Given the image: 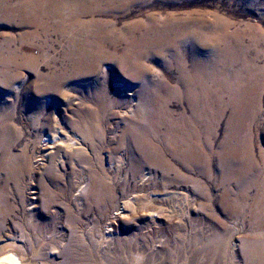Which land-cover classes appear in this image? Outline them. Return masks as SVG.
<instances>
[{"label": "rangeland", "instance_id": "374dc122", "mask_svg": "<svg viewBox=\"0 0 264 264\" xmlns=\"http://www.w3.org/2000/svg\"><path fill=\"white\" fill-rule=\"evenodd\" d=\"M8 1L11 6H14L19 0ZM2 3L0 2V5ZM112 14H105L108 16L106 18L118 21L119 27L129 21L145 20L146 16L151 15L161 21H165L168 16L185 17L192 15L204 17L211 23L217 17H221V19L229 22L232 27L227 32H231L230 35L237 36L238 34L241 37L242 40L238 44L240 49L249 47L252 49L251 54H249L250 57H245V60L246 58L249 60L254 58L257 50H260L263 54L262 57H264V0H122L118 10L114 15ZM16 23L17 21L14 24L10 23L0 13V119L12 116V125L17 134L21 136L14 153L20 154L26 150L31 163L34 162L35 158L40 160L42 158L39 157L40 142L48 133L54 135L57 132L64 133L67 131L69 135L82 137L84 142L79 141V145L82 143L81 147L76 145L80 149H76V147L70 149L59 143L58 148L51 150L55 154L52 164L49 165L47 161L43 162L45 160L39 161L43 165L33 174V177L27 172L19 177L11 174L4 165H1L3 162L0 158V242L9 241L10 243L12 241L15 243L10 244L2 252L4 257L0 258V264H33V262L34 264H44L50 261V263L53 261L55 264H61L63 257L59 259L60 252L67 249V245L73 238L80 242L76 249L86 245L88 247V232L94 229L96 236L104 234L106 225L117 231L120 229L121 235L143 247L145 253L148 254L146 256L155 258L159 264H264V77L256 81L260 86L259 92L256 89L259 86L254 82L252 89L255 90H252L251 93L252 95L254 92V95H250V101L243 99L242 102L239 99V107L233 105L232 98H228L231 97L230 91L225 89L224 92L222 90L224 95L221 94V105L223 107L220 111L223 113L219 112V122L217 121L216 130L213 132V136L214 134L217 136L213 137L211 132L204 135V139L207 137L206 140L209 142L207 145V149L208 147L209 149L206 151L207 157L204 160V165H200L197 168L198 171H187L188 167L176 163L175 159L168 154L164 155L163 158H158L159 160L151 159L149 165H143L139 161L142 154L138 152L137 147L147 146L149 154L154 155L156 152L153 146L151 147L149 144L156 143V138L151 133V136L141 140L137 139L139 141L136 140L134 144L128 143L133 137L129 135L130 132L134 130L143 131L148 127L145 117V115L147 116V108L143 102L144 99L142 98V104L133 110L131 105L136 103V98L134 101L133 99L129 100V103L123 98L117 104L118 106L115 105L109 111L102 112L103 122L97 120L90 115V111L97 109L96 104L86 101L85 98L89 94L88 87L91 84L101 83V79L89 76L76 77L61 89L62 95H59L55 90H50L47 88V82L53 83L52 76H54L56 69L58 70L57 65L54 66L50 63V58L57 57L58 48L61 44L64 48L68 47L64 37H61L57 30H49L47 33H43L33 27H19ZM54 24H57V21ZM232 29L234 30L232 31ZM235 30L237 31L235 32ZM243 41H246L247 44ZM249 43L250 45H248ZM217 47L219 48L218 45ZM30 48L31 52L38 58L36 68L24 67L18 70L12 66L6 70L3 67L7 49L14 52H25ZM221 48L219 49L220 52L210 49H204L201 52L205 56L209 54V57L215 52L214 55L217 57L218 53H224L223 46ZM235 53L240 55L239 57L244 56L241 51ZM43 54L45 56H42ZM10 57H12L11 59L16 57L17 61L20 60L19 54H10L8 58ZM257 63V65L264 67L263 58ZM150 65L154 80L159 82L168 77L163 68L155 63ZM240 67L243 65L238 64L235 68L241 71L245 70L244 67V69ZM106 68L109 66L106 65ZM224 81L221 83V87L231 86V81ZM135 85L138 84H128L126 91L134 90ZM241 85L246 87L247 83L242 81ZM225 101L227 105L231 106H227ZM250 105L252 106L250 107ZM176 106L177 104L173 103L171 108L176 111L178 110V106ZM234 108L237 109V112L234 111ZM140 110L142 111L140 112ZM239 111L242 114L246 113L245 116L247 117H244L243 114V118L247 119L246 121L244 119L235 120L236 113H240ZM251 111H253V116ZM126 112L128 113L126 114ZM222 116L224 117L222 118ZM81 122H89L96 126L90 130V127H87L85 123L82 125ZM241 126L242 128H239ZM228 128L230 130H227ZM87 130L91 136H88ZM232 137L236 139L233 140ZM148 138H152V140ZM158 139L162 141L161 137ZM129 145L136 146L132 148H137V154H131ZM235 145L236 148H234ZM78 150L81 152L77 153ZM209 151L216 152L217 157L211 158ZM238 152L239 156L237 157ZM249 154L251 155L249 156ZM110 155H113L114 158L121 157V160H125L123 166L126 167H122L119 172L108 171ZM134 155L139 160L134 162L132 160ZM205 162H209L210 165ZM172 164L181 171L179 176L167 171V168L171 167ZM81 165L87 170L89 169V172L101 169L100 172L107 174L108 171L107 176L113 179L111 184L108 181L110 186L107 185L106 188L113 195L111 200H107L103 205L98 206L92 200L93 196L89 199L84 196L85 202L76 199L78 192H75V187L83 177ZM132 170L134 172H131ZM163 170L164 173H162ZM145 171H150L153 175L152 179L145 182L147 186L142 184L139 177L144 175ZM104 174L102 176L106 177ZM51 176L52 178L56 177L52 179ZM114 184L116 186H113ZM29 185H34L33 187L42 191L44 200L42 206L34 199L35 195L30 194ZM142 186L146 187V191H140L141 188L144 189ZM148 191L157 194L156 196L165 193H182L187 196L189 205L181 200H171L168 209L170 217L163 215L164 217L156 220L157 224H154L152 228L146 221V217H137L138 219L135 218L130 221L118 218L117 221H114L112 213L116 214L115 210L121 212L122 201L125 198L151 193ZM46 193H50V196L47 197ZM162 204H156L154 207H162ZM181 204L183 206L179 207ZM40 233H43V237H39L41 239L26 240V234L33 236V234L39 235ZM163 238L166 240L164 246L158 243ZM43 239L45 241H42ZM51 241L59 248L46 253V249L52 244ZM123 248L125 249L122 247L121 250ZM80 251L82 250L72 251V258H78ZM83 251L90 257V250L85 248ZM112 255V252L109 251V257H113ZM10 260L12 261L10 262Z\"/></svg>", "mask_w": 264, "mask_h": 264}, {"label": "bare ground", "instance_id": "6f19581e", "mask_svg": "<svg viewBox=\"0 0 264 264\" xmlns=\"http://www.w3.org/2000/svg\"><path fill=\"white\" fill-rule=\"evenodd\" d=\"M0 2H3L0 5V13L5 16L10 23L14 24V22L17 21L16 24L19 27H33L41 30L43 33H47L49 30H57L60 36L64 37L65 43L68 45V47L64 48L61 44L60 48H58L57 57L54 56L50 58V63L54 66L57 65L58 70L56 69L54 76H52L53 83L47 82V88H49L50 90H55L59 95H62L61 89L65 87V85H67L69 82H72L76 77H98V79H101L102 82L96 85L91 84L88 87L89 94L86 96L85 100L91 101L93 102V104H96L97 109L90 111V115L99 121H102V112H107L111 108H114L113 106L121 102V99L123 98H125L126 102L132 99L134 101V99L136 98V103L131 105L132 108L129 107L133 110H135L139 106V104H142L141 99H144L143 102H145V107L147 108V116L145 115L147 120H145L147 122L146 124H148V127H146V130L143 129V131H136L134 130V128V131L129 133V135L133 137H131L132 140H129L128 143L134 144L137 139H144L151 133L156 138V143H148L151 147L153 146L156 152L154 155L149 154L147 146L137 147L138 152H141L140 154H142L140 155L141 158L139 160L134 155L132 160L134 162L136 160H139L141 164L143 163V165H149L151 159L154 158L159 160L158 158H163L164 155L168 154L175 159L176 163H180L181 165L183 164L188 167L189 169L187 171L191 172L197 170V168H199V166L204 163V160L207 157L206 151L209 149V147L207 149V145L209 142L208 140H206L207 137L206 139H204V135H207V133L211 132L213 136V132L214 130H216L215 127L217 126V121L223 107L221 105V94L224 95L222 92L225 89L229 90L231 97L228 98H232V100H230L233 102V105L235 104L239 107V99L242 102L243 99L244 101L245 99L247 101H250L251 98L249 97L252 93V90H255L252 89V85H254L253 83L256 82L257 79L259 80V78L262 79L264 77V67H262V65H257V62H259L261 58L264 59V57H262L263 54L260 52V50L258 51L256 49L257 52L254 54L255 57H251V60L247 58L245 60V57H250L249 54H251L252 49L250 47L240 49L238 44L241 42L240 40H242L241 37L238 36V34L237 36L230 35L229 33L231 32L228 33L227 31H229L228 29L232 27L229 22L221 19V17H217L215 21L211 23L204 17H195L192 15H188L185 17L168 16L165 21H161L157 17L151 15L149 17L146 16L145 20L131 22L129 21L127 23H123L122 21V27H119L118 21L106 18L108 16H106L105 14L113 13L112 15H114L118 10L122 0H19L14 6H11L8 0H0ZM55 21H57V24H54ZM233 30L234 29H232V31ZM236 31L237 30H235V32ZM256 34L253 35L257 36ZM217 45L219 46V48L217 47ZM248 45H250V43ZM222 46L224 48V53H218L217 57L214 55L215 52L214 54H211L210 57L208 56L209 54L205 56L201 52L204 49L219 51ZM236 51H241L244 56L242 55L243 57H239L240 55L238 56L235 53ZM10 54H19L20 60L18 59L17 61L16 57H14L15 61L14 59H11L12 57L8 58ZM42 56L45 55L43 54ZM5 58V61L3 60L4 63L1 64L6 70H9L12 66H15V68H17L18 70L24 67L33 69L36 68L35 65H37L38 62V58L31 52V48L25 52H14L11 49H7ZM151 63H155L159 67L163 68L168 77L161 79L159 82L154 80L152 77L153 71L151 70ZM238 64L243 65L245 70L241 71L235 68ZM106 65H108L109 68H106ZM41 77L45 79V77ZM224 80L231 81V86H226L227 88L221 87V83ZM242 81L247 83L246 87H244V83V86L241 85ZM132 83H137L138 85H135L134 90L126 91V87H128V84ZM222 85L224 86V84ZM99 86H101V88H98ZM256 89L259 92L260 86ZM252 95H254V92ZM173 103L177 104L178 110L174 111L171 108ZM224 103L226 104V101ZM251 106L252 105H250V107ZM145 107L143 108L145 109ZM238 107L236 108L238 109ZM237 109H235L234 111L237 112ZM141 111L142 110H140V112ZM252 112L253 111H251V114ZM127 113L128 112H126V114ZM243 114L241 112L236 113L235 120H243ZM245 114L244 117H247L245 116ZM119 115L118 117H120ZM223 117L224 116H222V118ZM248 120L250 121V118ZM11 121L12 116L3 117L2 119H0V158L3 162V164L1 165H4L6 169L11 172V174H14L18 177L22 176L26 172L33 177V174L40 169L41 165H43L39 161L45 160L43 162L47 161L49 165L52 164V160L54 158L53 156L55 154L51 150L58 148L60 144H64L66 145L65 147H69L70 149H75L74 147H76V145H79V141H83L82 137H74L72 135H69L67 131L64 133L57 132L54 135L52 133H48L40 142L41 152L39 157L42 158H39L40 160H36L35 158L34 162L31 163L29 161V156L26 150L23 149L24 152L22 151L20 154L14 153V149L16 150L15 147L19 143L21 136L17 134V131L14 129ZM141 121L142 120L140 119V122ZM140 122L134 123L141 124ZM84 123L87 127H90V130L93 129V126H96L89 122H81L82 125ZM132 125L134 126L133 123ZM239 128H242V126ZM227 130L230 129L228 128ZM88 136L91 135L89 134ZM214 136L217 135L214 134ZM158 137H161L162 141L159 140ZM150 139L152 140V138ZM81 144L78 147H81ZM129 146L131 147L129 148L131 154H137V148H132L135 145ZM124 148L122 149L124 150ZM234 148H236V145ZM76 149L80 148L76 147ZM76 152L79 153L81 151L78 150ZM230 153L232 154V152ZM237 154L238 157L239 152ZM209 155L211 156V158L217 157L216 152L214 151L210 152ZM250 155L251 154H249V156ZM120 158H114L113 155L109 156L110 161L108 171L115 170L119 172L122 167L125 166H123V161L125 160H121ZM161 160L160 163H162ZM206 164L210 165L209 162ZM80 167H82V165ZM88 170L86 167H82L81 171L83 177H81V181H78L76 185L77 187H75V192H78V194L76 195V199L80 202H85L84 196L87 199L93 196V198H91L92 200H94L95 205H103L107 200H111L113 197V195L110 194L106 189L107 185L109 184L108 181L111 184V181H113V179L107 176L108 171L107 174H104L103 172H100L101 169L93 172H89ZM133 170L131 172H134ZM167 171L170 174H175L178 176L179 174H181V171L175 168L173 164L171 165V167L167 168ZM162 173H164V170ZM102 174L106 175V177H103ZM112 177H114V175H112ZM139 177L141 178L140 180L142 184L147 186L145 182L152 179L153 175L152 172L147 171L146 173H144V175ZM56 179L58 180L59 178ZM33 186L29 185V192L30 194L35 195L34 199H36V201L42 206L44 201L43 193L42 191H40V189H37ZM113 186L116 185L114 184ZM145 186H142L144 187V189L141 188V192L146 191ZM45 191L47 192L48 190ZM46 194L47 197L50 196V193ZM156 195L157 194L151 192L144 195L139 194L130 196L125 198L123 201L121 200V212H119V210H115L116 214H114L113 212L112 218L114 219V221H117L118 218L130 221L137 217H146V221L148 222V224H150V228H152L154 224H157L156 220L161 219L163 215L170 217V215H168V209L171 200H181L183 203H186V205L188 204L187 196L182 193H165L163 195L158 194L159 196ZM60 197H62V195ZM89 203L91 204V202ZM160 203H163L162 207H154L156 204L158 205ZM180 206L183 205L181 204L179 205V207ZM119 231L114 230L111 226L106 225L105 233L101 235L99 234L98 237L95 234L96 231H94V229H91L90 232H88L89 235H87V237L89 238L87 242L88 247H86L87 245L83 246L81 244L83 247H80L79 249L76 248H78L77 246H79L80 242L77 239L73 238L70 241L69 245H67V249L60 252L61 254L59 255V259L63 257V262H61V264H77V262H80V264H159L156 262L157 260H155V258L146 256L148 254L145 253V249L143 247L136 244V242L134 243V241H130L129 238H125L120 234ZM39 237H43V233H40L39 235L33 234V236H31L30 234H26V240H29L31 238L37 240V238ZM163 239H160V241L157 242L160 245L164 246V244H166V240ZM42 241H45V239H43ZM12 243V241L10 243L9 241L0 242V258L4 257V254H2V252ZM51 246L53 247L51 248ZM43 247L44 245L42 246V248ZM122 247H125V249L123 248V250H121ZM55 248L58 249L59 247L54 245V242H52L50 247L46 249V253L52 252L51 250H54ZM85 248L90 250V257L85 251H83ZM77 250L82 251L78 253V258L74 259L72 258V251ZM109 251L112 252L113 257H109ZM124 259L126 260V262ZM11 261L12 260H10V262ZM50 262H45L44 264H55L53 261L52 263Z\"/></svg>", "mask_w": 264, "mask_h": 264}]
</instances>
